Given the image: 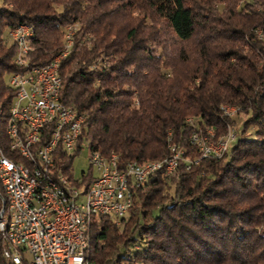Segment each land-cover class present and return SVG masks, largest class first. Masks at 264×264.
<instances>
[{
	"label": "trees",
	"instance_id": "trees-1",
	"mask_svg": "<svg viewBox=\"0 0 264 264\" xmlns=\"http://www.w3.org/2000/svg\"><path fill=\"white\" fill-rule=\"evenodd\" d=\"M142 1L172 39L194 38V48L171 51L140 20L115 27L113 18L102 17V0H0L4 152L12 157L2 132L9 96L2 72L12 68L16 52L4 29L32 27L25 60L40 64L61 50L63 25L76 23L58 63L60 101L85 116L75 151L84 143L116 153L120 164L159 160L171 145L189 156L170 173H150L117 223L91 218L90 263L264 264V0H227L222 10L211 0ZM222 103L247 114L241 133L227 157L202 156L194 164L201 151L191 143L193 129L213 128L218 139L232 130L226 126L235 119L222 114ZM72 156H60L64 166ZM135 201L140 208L130 211Z\"/></svg>",
	"mask_w": 264,
	"mask_h": 264
},
{
	"label": "built area",
	"instance_id": "built-area-1",
	"mask_svg": "<svg viewBox=\"0 0 264 264\" xmlns=\"http://www.w3.org/2000/svg\"><path fill=\"white\" fill-rule=\"evenodd\" d=\"M73 31L74 26L67 24L61 50L40 64L20 60L13 50L9 57L12 68L2 72L8 89L5 95L9 93L6 145L22 151L39 176L45 177L47 187L32 185L15 166L0 161V181L8 188L11 222L10 232H3L0 219V264H79L80 237L87 235L78 233L81 206L77 193L90 198L91 218L108 216L117 223L131 204L132 190L156 170L172 172L180 160V147L176 145L170 146V154L161 157L156 166L146 165V159L120 164L118 156L103 155V161H95L94 152L99 151L88 149V168L79 176L72 174L70 162L64 166L60 156L76 152L85 118L59 99L58 63L69 49ZM18 33L27 35L26 23L7 28L6 42L18 41ZM24 50H30V43ZM222 112L230 115L232 111ZM229 128L232 137L222 144H211L197 129L191 132V143L199 148L201 156L219 157L235 138L234 127ZM60 171L69 172V179H61ZM87 174L91 178L85 183ZM65 180H76L77 188H66ZM51 189H59L60 197H52ZM64 194H71V202H64Z\"/></svg>",
	"mask_w": 264,
	"mask_h": 264
},
{
	"label": "rangeland",
	"instance_id": "rangeland-1",
	"mask_svg": "<svg viewBox=\"0 0 264 264\" xmlns=\"http://www.w3.org/2000/svg\"><path fill=\"white\" fill-rule=\"evenodd\" d=\"M241 1L242 0H237V5H239L241 3ZM211 2L213 3V5H215L217 7L218 10H222L224 5L228 6V3H229V1H227V0H211ZM186 3L194 5L197 3L201 4V1L200 0H187ZM197 5H199V4H197ZM102 17H108L109 19L113 18V20H114L113 24L115 27H122L123 25H125L127 27L128 25L133 24V22L140 20L142 23L146 24V25H144V26H146V29H148V28L154 29L156 34H158L159 36L162 35L163 37H165L167 40V44H169V46H167V47H169L171 51L172 50L176 51V50L181 49L184 52H186V51L188 52L189 50H192L194 48V44H195L194 38H191V39L186 40V41H178L176 39L174 40V38L172 39V36L170 34V30H167V28L165 27L163 20L160 18L161 16L158 13H156L153 10V8L148 3H146L145 1H142V0H102ZM67 24L73 25L74 30L77 28L76 23H67ZM67 24L63 25V32H64V28ZM6 32H7V28H5L3 31L5 36H6ZM257 33L259 36L262 34L261 30H259V29L257 30ZM63 35H64V33H63ZM71 41H72V36H71ZM222 105H226V106L228 105L229 109H231V108L234 109V110H232V112H230L231 113L230 115H225V114L224 115L230 116V117L235 119L234 121H230V123L227 124L226 132H227V129L229 128V126H232V127H234L235 132H236L235 137H237L241 133V129H242L241 126H242L244 120L246 119L247 114L244 113L243 111H240L236 105L229 104V103H222L220 106L221 108H222ZM222 114H223V112H222ZM249 128L247 129V132L249 131ZM251 128H252V126H251ZM208 131L213 132V134L208 135ZM200 132H201V134L206 135V138L209 141L216 142L217 139L219 138V136L215 138L214 129L207 127V126H204ZM87 154H88V149L84 143L73 154L71 161H70V165H71L72 174L74 175V177L79 176L80 172L82 170H86L88 168ZM222 155H220V157ZM225 155H226V153H225ZM227 155L225 157H227ZM188 157L189 156H187V157L183 156L181 159H184L187 161ZM201 157L202 156L200 155L199 157L195 158L191 162L194 164H198ZM222 157H224V156H222ZM90 170L92 172H94L93 169H90ZM137 206L139 207L140 205L137 201H135V203L132 206L130 211H135ZM25 256L27 258H29L28 254H25Z\"/></svg>",
	"mask_w": 264,
	"mask_h": 264
},
{
	"label": "bare ground",
	"instance_id": "bare-ground-1",
	"mask_svg": "<svg viewBox=\"0 0 264 264\" xmlns=\"http://www.w3.org/2000/svg\"><path fill=\"white\" fill-rule=\"evenodd\" d=\"M27 24V35L25 33H18V41H13V44L16 46L15 54H18V58L20 60H25V55L28 51L24 50V45H29V37L33 30ZM28 36V37H27ZM31 48V46H30ZM222 109H229V106L222 105ZM2 107L0 106V127H1V118H2ZM229 110H234L233 108ZM6 119V118H5ZM4 135L6 136V143H7V126L6 121L4 124V128H2ZM1 130V129H0ZM1 133V132H0ZM213 134V132H212ZM211 134V135H212ZM232 137V130H229L227 134L217 139L216 142L211 141V144H222L225 140H229ZM5 147L11 151V158L6 156L4 152V147L0 141V161H5L7 164L11 166H15L19 172L23 174L26 179H28L32 185H36L39 187H47V180L45 177L39 176L37 170L33 168L29 163L28 160L22 155V151L13 146ZM180 151V158L182 157ZM223 154V153H222ZM104 156H117L116 153H110ZM94 160L95 161H103V154L100 152H94ZM161 163V159L159 160H146V165L148 166H156ZM60 178L61 179H69L68 174L65 171H60ZM65 187L66 188H77V182L75 180H65ZM51 196L52 197H60V190L59 189H51ZM77 201L81 206V210L79 212V220H78V233L81 235H87V230L89 227V222L91 220V212L88 210L90 206V198L87 197L84 193H77ZM64 202H71V194H64ZM0 219L2 220V231L3 232H10L11 230V222L9 220V197H8V188L4 184V182L0 181ZM88 245V238L87 236L80 237V245L78 247V258L79 264H91L90 261L86 257V247Z\"/></svg>",
	"mask_w": 264,
	"mask_h": 264
}]
</instances>
